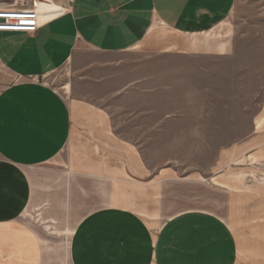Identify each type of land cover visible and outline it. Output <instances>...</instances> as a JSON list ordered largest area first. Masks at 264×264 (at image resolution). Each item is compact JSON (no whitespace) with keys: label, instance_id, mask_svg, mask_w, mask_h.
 <instances>
[{"label":"crops","instance_id":"obj_1","mask_svg":"<svg viewBox=\"0 0 264 264\" xmlns=\"http://www.w3.org/2000/svg\"><path fill=\"white\" fill-rule=\"evenodd\" d=\"M55 1L61 6L57 13ZM11 2L0 0V6ZM236 2L43 0L36 1L41 21L35 32H0V162L18 169L11 179L0 171V252L13 264H39L41 258L37 239L23 229L30 228L21 220L27 208L41 210L38 214L50 223L77 216L71 264H237V240L219 217L183 211L153 236L142 216L114 204L129 199L123 186L130 183L129 170L138 168L132 143L121 137L124 131L117 132L132 117L128 106L165 103L136 98L165 96V65L159 63L166 57L222 54L227 42L213 43L219 39L215 30ZM80 47L108 56L75 66L80 72H100L94 81L102 95L94 103H78L84 110L81 131L97 139L94 152L107 155L100 159L107 174L86 170L96 169V160L44 166L71 137L72 106L40 78L73 59ZM132 53L158 64H133ZM86 104L110 109L97 107L100 112L92 113ZM113 105L124 113L120 126Z\"/></svg>","mask_w":264,"mask_h":264},{"label":"rangeland","instance_id":"obj_2","mask_svg":"<svg viewBox=\"0 0 264 264\" xmlns=\"http://www.w3.org/2000/svg\"><path fill=\"white\" fill-rule=\"evenodd\" d=\"M21 1L30 6L43 0H17ZM55 3L57 13L61 6ZM215 33L219 39L213 43L227 42L222 54L166 57L159 63L165 65V96L136 98L164 100V104L128 106L127 115L132 117L117 132L124 131L121 137L132 143L138 168L130 169L128 176L123 173L130 182L123 186L129 199L114 204L142 216L153 236L163 222L183 211L219 217L237 240V264H264V0H237ZM128 56L133 64H158L134 53ZM106 57L80 47L73 59L40 78L72 106L71 137L45 167L74 166L78 160L90 165L96 160L97 168L86 170L107 174L100 165L107 155L94 152L97 139L81 131L84 110L78 103L79 99L94 103L102 95L94 81L100 72L75 69ZM97 107L110 109L86 104L92 113L100 112ZM119 107L113 105L120 126L124 113ZM4 170L10 179L18 172L17 167L0 162V171ZM39 212L27 208L21 214L30 227L23 229L38 241L39 264H71L77 216L50 223ZM0 254V264L14 263L3 251Z\"/></svg>","mask_w":264,"mask_h":264},{"label":"built area","instance_id":"obj_3","mask_svg":"<svg viewBox=\"0 0 264 264\" xmlns=\"http://www.w3.org/2000/svg\"><path fill=\"white\" fill-rule=\"evenodd\" d=\"M40 26L37 4L27 5L17 0L0 6V32L33 33Z\"/></svg>","mask_w":264,"mask_h":264},{"label":"bare ground","instance_id":"obj_4","mask_svg":"<svg viewBox=\"0 0 264 264\" xmlns=\"http://www.w3.org/2000/svg\"><path fill=\"white\" fill-rule=\"evenodd\" d=\"M39 13H40V12H39ZM40 21H41V15H40ZM65 87H66L65 89H66L67 91H69V86H68V84H67Z\"/></svg>","mask_w":264,"mask_h":264}]
</instances>
